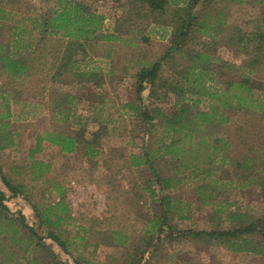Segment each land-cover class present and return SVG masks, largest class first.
I'll use <instances>...</instances> for the list:
<instances>
[{
  "label": "rangeland",
  "instance_id": "374dc122",
  "mask_svg": "<svg viewBox=\"0 0 264 264\" xmlns=\"http://www.w3.org/2000/svg\"><path fill=\"white\" fill-rule=\"evenodd\" d=\"M9 1V8L0 7V41L6 42L11 49L10 37L19 30L18 27L36 28L33 19L21 17L37 14L36 6L43 5V10L53 8L55 0ZM184 1L180 0V3L183 4L186 2ZM248 1L251 0H243L240 5L233 4L241 6ZM83 2L91 10L104 15L101 33L121 36V39L116 40L93 41L92 45L87 46L85 56L78 54L80 69L96 68L105 72L102 88H92V81L79 84L71 78L63 83L54 82L51 76L54 72L51 53H47L45 59H40L39 72L24 79L11 80L0 71V123H6V133L12 132L11 138L0 134V188L8 196L4 199L8 207L4 214L15 217L18 221L24 215L25 225H32L41 237L40 241L44 243L36 249L33 246L27 248L26 243L30 237H34L31 234L33 232L27 226L19 232L25 237L24 258L21 253L16 254L24 264H52L49 261L53 260L52 256L60 264H131L129 255L137 254L135 245H145L144 229L148 226L149 217L158 210L153 205L154 196L143 190V180L149 176L148 173L137 171L129 163V156L141 149L144 131L150 127V123L144 122L139 111L128 104L138 99V80L134 76L137 68L148 66L162 57L171 45L173 4H168L166 13L154 20L151 13L142 17L135 14L131 8L136 3L130 0ZM256 10L257 6L247 4L239 10L240 13H235L237 18L232 19L234 22L231 24L239 23L244 26L246 22L243 21L254 18ZM124 11L130 12V20L125 23L121 17ZM247 16L250 18L246 19ZM228 19L229 16L227 21ZM118 23L123 26L120 30L116 28ZM194 35L189 36L184 49H201L203 43L211 41L205 48L207 53L216 57L210 62L215 65L216 77H227V74L222 75V71L229 68L226 65L219 68L220 64H225L224 61L232 65L229 70L232 75H252L243 66L246 56L241 48L212 41L203 32H196ZM53 43L57 44V41L47 43L48 47L52 48ZM59 46L63 48V43ZM12 49H15L14 46ZM186 59L187 56L180 52L173 56L174 63H185ZM173 61H164V75L171 73ZM252 77L264 89V73H256ZM208 83L214 85V77L213 80L210 77ZM56 86L59 87L60 95H73L68 96L73 105L70 110L61 111V107L51 104L52 98L57 97ZM142 96L150 111L156 105L164 112L169 111L174 97L172 95L170 100L149 97L147 90H144ZM258 99L264 105V92H260ZM214 103L211 97L201 96L197 104L200 109L208 110ZM7 110L10 112L9 116H5ZM259 115V112H234L231 123H212L188 137L174 134L169 126L162 124L161 117H157L158 123L152 127L151 138L153 141L155 139V146L161 144L164 145L163 151H171L174 148L165 145L173 139H179L173 145L179 147V159L170 152L167 155L171 163H160L163 166L161 174L173 179L164 188L165 191L157 186L160 194H167L172 198L170 222L198 228H209L212 225L228 227L230 222L225 213L228 208H240L257 216L264 215L261 186L255 180L242 184V181L230 179L232 173L229 174V169L220 161L225 154L224 140L227 133L231 135L229 146L235 155L239 156L244 151L245 142L249 151L252 147L264 151V120L259 119ZM47 132H82V137L86 140L94 139L95 132L98 150L91 151L88 155L86 145L81 144L74 152H64L58 145L47 140ZM207 132L212 135L205 142L206 138L201 139L199 134ZM38 137H42V140L39 141ZM6 138L9 141L4 145ZM214 138L221 139L220 149H215ZM38 144L41 146L40 150L31 154ZM257 158L260 177L264 175V153ZM3 176L8 177L12 183L21 185L18 195L11 194L2 181ZM62 194L68 211L65 212L61 206V209L55 207V210L58 209L57 213L63 215L55 230L62 240L70 244L66 250L49 237L48 228L41 223L35 208H46L50 203L58 201ZM185 213L191 216L181 218ZM3 229L4 226L0 225V231ZM2 235L3 233L0 234V245L4 246L8 256L4 259L2 254L0 260L13 264L16 248ZM125 237L128 240L124 245L122 241ZM159 242L156 243L152 264H264V255L236 252L221 244L206 247L186 238L163 244ZM17 249L19 252L18 246ZM32 257L37 258L31 260ZM75 257L79 262H75Z\"/></svg>",
  "mask_w": 264,
  "mask_h": 264
},
{
  "label": "trees",
  "instance_id": "16d2710c",
  "mask_svg": "<svg viewBox=\"0 0 264 264\" xmlns=\"http://www.w3.org/2000/svg\"><path fill=\"white\" fill-rule=\"evenodd\" d=\"M130 1H133L134 4L136 3L134 6L131 5V9L135 11V14L142 17L151 13L154 20L162 17L166 13L168 4L174 5H172L174 13L172 17L173 31L171 33V45L162 57L153 61L148 66L143 65L137 68L134 76L138 80V99L129 104L133 106V109L139 111L144 122L150 123V127H147L148 129L146 128L147 130L143 136L144 153L141 155H133L132 162L140 165L143 162V158L146 160L145 163L146 167L150 170L149 176L151 180L149 179L150 181L148 183L146 182L145 188H148L149 194L152 197L154 196V207H158V210H155L153 215L149 217L148 226L144 229L145 245L143 247L135 245L137 254L129 255L131 264H152V256L157 249L156 243L158 241H160L159 244L172 242L178 238H186L197 245L206 247L212 244H221L236 252L243 251L264 255V215L257 216L244 212L240 208H228L225 212L230 222L228 227L212 225L209 228H198L193 225L185 224L183 226L182 224L169 221L172 198L167 194H160L156 186H154V181L161 188H165L172 179L171 176L164 177L161 174L163 166H160V163H171L169 158L165 157V154L170 152L172 156L179 159L177 152L179 147L173 146L179 142V139H173L165 145V147L172 146L174 150L171 151L168 149L163 151L164 145L155 146V139L153 138L154 141L151 140L153 135L152 127L158 123L156 121L157 117H161L162 124L169 126L174 134H182L185 137L195 135L196 132H200L202 128L204 129L206 125H212V123H231L234 112H259V119L264 120V105L258 99L260 92H264V89L252 77L256 73H264V0H251L243 3L244 5L241 6L237 5H240L243 0H185L186 2L184 1L185 3L183 4L180 3V0H173L171 2L170 0ZM10 3L9 0H0L1 7H10ZM247 4L257 6V15L248 21H243L246 22L244 26L239 23L231 24L234 22H232V19L235 20L237 18L235 13H240ZM129 16L130 12L124 11L121 15L123 23L130 20ZM228 16L229 19L227 21ZM249 18L247 16L246 19ZM103 19V14L91 10L83 0H55L53 8L43 10L40 13L39 38L37 41L39 49L37 55L33 52V57H36L35 62L37 61L40 64V59H45L47 53H51V60L53 59L51 67L54 69L51 76L54 82L63 83L66 79L71 78L80 82L84 81L83 83L96 81V84L101 86L104 82L103 76L105 72L100 73L94 70L75 69L71 63L79 51L86 53L87 46L92 45L93 41L99 39H121V36L115 33L111 35L101 33ZM120 27L122 28L123 26H120L118 23L116 26L117 30H120ZM17 32L14 33L16 34ZM196 32L208 34L213 39L212 41H220L227 45L241 48L243 54L246 56L243 59V66L252 75L247 77L238 74L232 75L229 71L232 65L224 61L223 63L225 64H220L219 68L222 69L224 65L229 68L222 71V75L225 76L227 74V77L224 79L216 77L215 65L210 63L216 57L207 53V49L205 48L211 41L209 43H203L201 49H184L185 44L190 39L189 36L194 37ZM14 33L13 36L15 35ZM54 35L60 36L56 37ZM220 36L222 39L218 38ZM52 41H57V44L53 43L52 48H49L47 43L51 42L52 44ZM10 42L7 43L16 48L15 39L13 41L10 39ZM62 43L63 48L59 46ZM20 46L23 48L27 45L23 44ZM12 47L10 49L6 42L0 41V68L8 70L11 76H17L25 72L30 60L28 59V63L25 57H17L16 49H12ZM179 52L187 56L185 63H174L173 56ZM168 59L173 61V66L170 67V70H172H169L171 73L164 75V61ZM216 60L220 61V59ZM210 77L212 80L214 77V85L208 83ZM57 87L54 88L58 92L59 87ZM144 90L149 92V97L155 96L161 100H170L172 95H174L169 111H161L156 105L151 111L146 108V103H144L142 96ZM257 91H259V94H257ZM201 96L214 99L215 103L211 105L210 109L204 110L199 108L197 103ZM67 102L68 96H62L58 92L57 97L54 96L52 98L51 104L54 107H61V111L63 109L70 110L73 105L71 103L67 105ZM9 115L10 112L7 110L5 116ZM5 126L6 123H0V134L2 135L3 133L11 138L12 132L7 131L6 133ZM207 133L211 134V132ZM205 135L206 133L199 134V136H202L201 139H205ZM230 136V133H227L226 140H224L226 147L224 150L225 154L222 155L226 169H229V174L230 172L232 173L230 179L238 180V182L242 181V184L248 183L249 180H255L254 182H257L261 186V195L264 200V180H262L264 175L258 176V174H261V170L257 160V156L262 155L264 151L260 148L255 150L252 147L250 150L254 153H250L251 151L246 147L245 142L244 151L240 152L239 156L235 155L229 146ZM46 137L51 143L58 145L62 151L74 152L81 144L86 145L85 151L88 155H90L91 151L97 150V133L95 132V138L90 140L84 139L82 132H78L77 134L47 132ZM38 140L41 141L42 137H38ZM220 140L215 139V149L221 148L219 145ZM8 141L9 139L6 138L4 145H7ZM40 148L41 146L38 144L31 151V154L35 150L39 151ZM0 174L2 175L1 167ZM2 181L13 196L19 194L21 185L12 183L6 176H3ZM7 198L8 196L0 188V225L4 226V229L0 232L3 233L2 236L5 235L8 238L16 249L17 246L19 247V252L17 251L18 249H15L12 259L13 264H24L16 254L21 253L22 258H24L25 245L23 243H25V237L19 232H22L26 226L29 231L33 232L31 234L34 237L28 239L26 243L27 248L33 246L36 249L38 246H43L44 243L40 241L41 237L34 231L32 225H25L27 223H24V215L21 216V221H18L15 217H9L4 214V211L8 210L4 202V199ZM57 206L59 209H61V206L65 212L68 211L63 194L60 195L58 201L50 203L46 208L42 210L40 206L35 208L37 215L40 216L41 223L48 228L49 237L66 250L69 249L70 244L68 241L62 240L61 235L56 233L55 230L63 218L61 213H57L58 209L55 210ZM182 217L189 216L181 215ZM127 240L128 238L126 239L125 237L122 241L124 245ZM0 255L2 257L4 256V259L8 256L7 251L4 250V246L1 247V245ZM54 257L52 256L53 260H49L50 263L60 264L54 260ZM36 258L32 257L31 260H36ZM4 259L0 260V264L9 263ZM74 260L75 262H79L77 257ZM41 264L43 263L41 262Z\"/></svg>",
  "mask_w": 264,
  "mask_h": 264
},
{
  "label": "crops",
  "instance_id": "0c3cea01",
  "mask_svg": "<svg viewBox=\"0 0 264 264\" xmlns=\"http://www.w3.org/2000/svg\"><path fill=\"white\" fill-rule=\"evenodd\" d=\"M1 7V6H0ZM35 11H37L38 13L37 14H34V15H31V16H26V17H21V18H23V19H27V18H31V19H33L35 22H34V26L36 27L35 29H33V28H26V27H18V32L13 36V34L11 35V37H10V39L13 41L14 39H15V41H16V52H17V57H25L26 59H27V62L29 63V61H28V59L30 60V63H29V65H27V67H26V69H25V72H23L22 74H18L17 76H11V73L8 71V70H6V69H3V68H0V71H2L3 73H5V76H8L11 80H13V78L14 79H24V78H26V77H29V76H32L34 73H37V72H39V64H38V62L36 61L35 62V59H36V57H33V52H34V54L35 55H37V51H38V49H39V45L37 44V41H38V38H39V22H40V13L43 11V5H41V6H36V9H35ZM34 26H32V27H34ZM54 36H57V35H54ZM23 44H25V45H27V46H25V47H21L20 45H23ZM87 52H88V49H87V51H86V53H83L82 51L80 52H78L77 54H76V57H75V59H74V61L71 63L72 64V66L75 68V69H80V67H78V65H79V63L81 62L80 61V58H78V54L79 53H81L82 54V56H85L86 54H87ZM96 57V59H97V55L95 56ZM78 58V59H77ZM92 70H94V71H97V72H100V73H102V71H98L96 68H91L89 71H92ZM2 72H0V75H1V73ZM0 77H2V75L0 76ZM75 80V79H74ZM78 81V80H77ZM79 82V84H80V81H78ZM82 85V84H81ZM83 86H85V85H83ZM104 86V84L102 83L101 84V86H98L97 84H96V81H94V82H92V88L93 87H95V89H97L98 87L99 88H102ZM86 87V86H85ZM67 96H69V97H73V95L72 94H67ZM133 100H135V99H133ZM133 101H131V103H132ZM68 104L69 103H71L72 104V101H70L69 99H68V102H67ZM130 103V104H131ZM138 103H139V101H138ZM129 105V104H128ZM131 106V105H130ZM131 107H133V106H131ZM78 116H81L82 117V115H78ZM85 118H87V117H85ZM147 130V129H146ZM145 132L146 131H144V134H145ZM210 135H212V134H209V133H206V135H205V138H206V141L205 142H207V140H208V137L210 136ZM144 136V135H143ZM143 139V143H144V138H142ZM209 141V140H208ZM161 145V144H160ZM215 145V144H214ZM161 146H163V145H161ZM98 147V146H97ZM97 150H98V148H97ZM96 150V151H97ZM144 150H145V148H144V145L142 144L141 145V149L138 151V152H135V153H132L130 156H129V163L131 164V166H134V168H136L137 169V171L138 170H140V171H143V173H145L146 174V172L148 173V175H149V172H150V170H149V168L148 167H146V160L143 158V162L142 163H140V165L139 164H136V163H134V162H132V156L133 155H141V154H143L144 153ZM64 152H66V151H64ZM68 153H70V152H68ZM210 154V153H209ZM165 157H169L167 154L165 155ZM222 160V158L220 159V161ZM209 161L211 162V159H209ZM222 162H223V160H222ZM225 163H223V165H224ZM146 169H147V171H146ZM149 178H151L150 176H148L146 179H144L143 180V190H146V191H148V193H150L149 192V190H148V188H145V185H146V182L148 183L150 180H148ZM173 179V178H172ZM171 179V180H172ZM170 180V181H171ZM180 180V179H179ZM170 183V182H169ZM166 185V184H165ZM154 186H156V189H157V186H159L157 183H156V181H154ZM160 187V186H159ZM161 188V187H160ZM165 188H166V186H165ZM158 190V189H157ZM161 191H165L164 190V188H161ZM159 192V191H158ZM191 216V214H189V213H185V215H183V216Z\"/></svg>",
  "mask_w": 264,
  "mask_h": 264
}]
</instances>
